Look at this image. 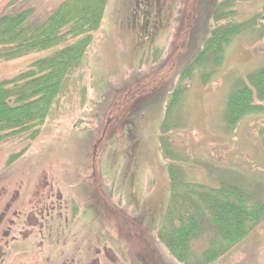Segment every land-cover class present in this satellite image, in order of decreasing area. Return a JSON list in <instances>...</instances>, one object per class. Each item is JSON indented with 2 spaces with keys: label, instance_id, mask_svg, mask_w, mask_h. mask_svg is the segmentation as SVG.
<instances>
[{
  "label": "rangeland",
  "instance_id": "rangeland-1",
  "mask_svg": "<svg viewBox=\"0 0 264 264\" xmlns=\"http://www.w3.org/2000/svg\"><path fill=\"white\" fill-rule=\"evenodd\" d=\"M9 1L0 0V17L30 8L26 26L36 28L64 0H19L5 8ZM223 1L107 0L84 58L66 78L38 133L0 140V189L19 177L26 183L47 181L79 211L95 205L96 221L91 213L76 217L109 242L115 239L111 231L130 216L146 227L156 264H180L157 235L170 201V165L187 183L232 184L264 204V111L251 112L232 128L226 123L234 88L264 65V38L255 33L257 26L231 41L219 66L209 65L204 73L193 70L180 79L201 50ZM231 10L219 25L263 13L264 0L237 2ZM75 41L67 37L51 50L0 61V81ZM176 88L181 95L168 116L169 95ZM119 209L120 215L112 212ZM128 237L133 246L138 244L132 234ZM212 237L206 226L192 242L190 260L202 258ZM120 251L118 246L125 260ZM135 253L136 248L134 264H145ZM211 264H264V221Z\"/></svg>",
  "mask_w": 264,
  "mask_h": 264
},
{
  "label": "trees",
  "instance_id": "trees-1",
  "mask_svg": "<svg viewBox=\"0 0 264 264\" xmlns=\"http://www.w3.org/2000/svg\"><path fill=\"white\" fill-rule=\"evenodd\" d=\"M18 1L10 0L5 8ZM243 1L253 0H224L218 5L208 36L181 73V80L193 70L204 73L209 65L219 66L225 49L243 31L257 26L255 33L264 38V12L244 22L219 25L225 14H233L231 6ZM106 3L107 0H64L36 28L26 26L33 13L30 8L0 17V61L3 62L51 50L67 37L76 39L75 44L32 62L11 79L0 81V140L23 134L32 138L38 133L66 78L84 58L90 45L89 36L98 29ZM181 91L176 88L169 95L168 116L178 103ZM257 111H264V65L234 88L227 103L226 123L232 128L241 118ZM162 146L167 152V144L162 142ZM175 170L172 165L168 167L171 195L166 222L157 235L178 263L211 264L264 221V204L250 199L236 186L224 182L216 187L187 183ZM206 226L212 228V240L202 251V258L193 262L190 260L192 242L203 234Z\"/></svg>",
  "mask_w": 264,
  "mask_h": 264
},
{
  "label": "flooded vegetation",
  "instance_id": "flooded-vegetation-1",
  "mask_svg": "<svg viewBox=\"0 0 264 264\" xmlns=\"http://www.w3.org/2000/svg\"><path fill=\"white\" fill-rule=\"evenodd\" d=\"M14 182L0 189V264H134L135 248L137 260L156 264L155 252L145 238L146 227L135 224L132 217L126 216L123 227L111 231L115 239L109 242L97 238L76 217L80 212L85 218L91 213L96 221L95 205L79 211L47 181L34 178L26 183L19 177ZM120 210L112 212L120 215ZM118 246L125 260L118 255Z\"/></svg>",
  "mask_w": 264,
  "mask_h": 264
}]
</instances>
